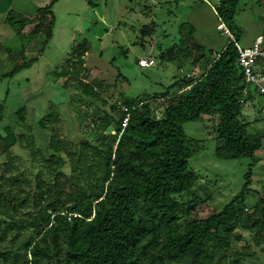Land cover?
I'll list each match as a JSON object with an SVG mask.
<instances>
[{
    "label": "trees",
    "instance_id": "trees-1",
    "mask_svg": "<svg viewBox=\"0 0 264 264\" xmlns=\"http://www.w3.org/2000/svg\"><path fill=\"white\" fill-rule=\"evenodd\" d=\"M206 1L234 41L228 37L212 59L211 51L195 43V27L179 23L170 46L156 45L158 59L177 68L203 63L201 73L187 79L172 77L160 91L138 101L124 98L112 105V113L83 115L84 129H89L94 143L89 138H62L52 128L53 135L41 150L36 149L33 136L25 144L14 124L3 128V264H250L226 259L229 254L258 259V248L264 253V195L252 204L247 201L251 193L258 194L251 187L252 169L256 153L264 147V131L250 133L243 119V108L252 96L243 94L246 85L235 47L241 36L235 24L240 0ZM152 8L147 5L144 11L150 14ZM51 9V4L39 8L31 19L7 13L6 23L23 41L22 50L12 54L19 65L3 77H12L35 61L25 59L26 26L35 25L28 37L42 36L39 52L43 51L52 38L55 19ZM155 24L151 19L141 27L136 36L139 45L152 36ZM87 52L86 47L77 46L56 72L64 79L61 87H72L80 100L101 97V84L89 81ZM137 65L144 70L138 61ZM23 113L24 107L17 111L19 121L24 120ZM48 115L37 120V129L48 128L46 122L52 116ZM206 116L216 119L212 126L218 142L215 157L251 162L239 192L222 210L196 220L189 215L202 198L190 160L200 150L197 140L186 135L184 125ZM27 148L31 158L13 155V149L22 152ZM239 238L250 239L253 245L235 246Z\"/></svg>",
    "mask_w": 264,
    "mask_h": 264
},
{
    "label": "rangeland",
    "instance_id": "rangeland-1",
    "mask_svg": "<svg viewBox=\"0 0 264 264\" xmlns=\"http://www.w3.org/2000/svg\"><path fill=\"white\" fill-rule=\"evenodd\" d=\"M175 1L57 0L56 4L54 0H46L48 5H52L55 19L52 38L43 47V51L39 52L43 38L35 36L33 51L25 54L26 60L35 58V61L12 77L1 80L0 105H3V111L0 112V133H4L3 128L8 124H14L25 144L33 136L36 149L41 150L53 135L52 128L62 138L72 141L89 138L94 143L95 140L88 136L89 129H84L85 123L81 119L83 115L90 116L95 112L103 116V112L112 113V105L115 103L122 102L124 98L138 101L147 94L160 91L162 86H167L172 81V77L187 79L198 76L203 63H188L182 68H177L173 63H162L158 59L156 45L161 43L163 48L170 46L177 37L178 24L187 22L196 29L195 43L206 52L211 51L210 58L214 59L227 43L228 37L217 29L219 19L210 2ZM147 5L153 7L150 14L144 11ZM151 19L156 22L153 34L145 37V42L139 45L136 36L140 34L141 27L150 23ZM235 24L241 31L240 46L251 47L256 37L264 35V0H240ZM27 39L28 36L24 38L25 44ZM22 41L16 37V42L12 41L10 45L7 42L6 46L10 48L15 45L16 48ZM77 46L88 50L86 63L90 71L89 81L101 84L100 98L80 100L79 92L72 90V87L67 90L61 87L64 79L56 72L66 64L68 54ZM140 58H153L156 66L142 70L137 65ZM0 59V73H9L16 66L3 52H0ZM69 84L72 86L74 81ZM259 102L260 99L254 96L243 108V119L248 122L250 133L264 131V114L260 112ZM22 107L24 120L19 121L17 111ZM122 107L124 106L120 107L121 110ZM48 114L52 115L46 122L48 128L37 129V120ZM215 123L216 119L206 116L200 122H188L184 125L186 135L197 140L200 150L190 160L196 173L197 192L202 198L189 215L191 219L206 220L218 214L239 192L251 162L247 158L223 161L215 157L214 151L218 144L212 130ZM13 155L29 159L31 149H23L22 152L13 149ZM256 158L251 187L258 194L251 193L248 196L250 204L264 195V147L256 153ZM5 160L6 156L0 155V164ZM242 234L245 236L246 232ZM245 243L253 245L250 239L243 238H239L234 245L242 246ZM259 249L256 250L258 259H244L229 254L226 262L237 260L264 264V253ZM0 264L3 263L0 261Z\"/></svg>",
    "mask_w": 264,
    "mask_h": 264
},
{
    "label": "built area",
    "instance_id": "built-area-1",
    "mask_svg": "<svg viewBox=\"0 0 264 264\" xmlns=\"http://www.w3.org/2000/svg\"><path fill=\"white\" fill-rule=\"evenodd\" d=\"M217 29L234 41L233 36L223 23H219ZM235 47L238 53L237 62L243 72L246 85L243 94L252 96V98L258 97L260 99V112L264 114V35L256 37L251 47H242L239 43H235ZM138 64L144 69L152 68L155 66V60L153 58H140ZM122 110L126 111V108L122 107ZM126 121L127 119H125Z\"/></svg>",
    "mask_w": 264,
    "mask_h": 264
},
{
    "label": "crops",
    "instance_id": "crops-1",
    "mask_svg": "<svg viewBox=\"0 0 264 264\" xmlns=\"http://www.w3.org/2000/svg\"><path fill=\"white\" fill-rule=\"evenodd\" d=\"M57 4V0H54ZM47 2H53V0H47ZM47 4L46 0L37 2L36 0H0V52L7 54V58L10 61H13L12 54L18 53L22 49V43L15 48V45L10 48L6 46L7 42L9 45L10 42H16V36L12 28L6 23V15L9 12H13L19 16H24L27 18H33L40 7ZM48 5V4H47ZM34 24H30L25 27L24 34L29 35L32 31ZM34 37L27 39L25 47L23 49L24 54H29L33 51L32 48L35 47ZM1 60V59H0ZM13 64L19 65L18 62H14ZM6 73H0V82L4 78L3 76Z\"/></svg>",
    "mask_w": 264,
    "mask_h": 264
}]
</instances>
